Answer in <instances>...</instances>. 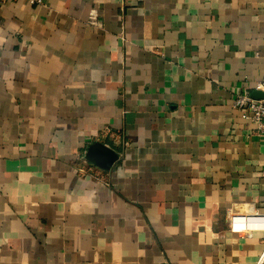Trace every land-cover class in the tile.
Masks as SVG:
<instances>
[{
  "label": "crops",
  "instance_id": "0c3cea01",
  "mask_svg": "<svg viewBox=\"0 0 264 264\" xmlns=\"http://www.w3.org/2000/svg\"><path fill=\"white\" fill-rule=\"evenodd\" d=\"M263 77L264 0L0 2V264H257Z\"/></svg>",
  "mask_w": 264,
  "mask_h": 264
},
{
  "label": "built area",
  "instance_id": "2783aa9c",
  "mask_svg": "<svg viewBox=\"0 0 264 264\" xmlns=\"http://www.w3.org/2000/svg\"><path fill=\"white\" fill-rule=\"evenodd\" d=\"M7 1L10 0H0L2 3ZM29 2L41 4L43 0H29ZM254 89L264 94V77L256 82ZM233 106L240 111L244 119L255 124L258 134L264 138V96L255 98L249 92L244 91L235 96ZM229 227L233 231L248 234L264 230V210L232 213L229 216ZM257 264H264V251Z\"/></svg>",
  "mask_w": 264,
  "mask_h": 264
},
{
  "label": "water",
  "instance_id": "95a60500",
  "mask_svg": "<svg viewBox=\"0 0 264 264\" xmlns=\"http://www.w3.org/2000/svg\"><path fill=\"white\" fill-rule=\"evenodd\" d=\"M263 96L264 94L262 92L255 91L253 93V97L255 98H261ZM118 157V154L114 150L100 142L91 144L86 153V158L91 163L106 170L114 168Z\"/></svg>",
  "mask_w": 264,
  "mask_h": 264
}]
</instances>
